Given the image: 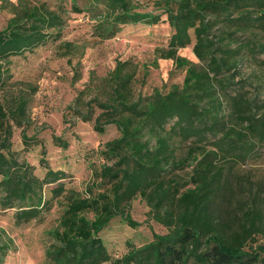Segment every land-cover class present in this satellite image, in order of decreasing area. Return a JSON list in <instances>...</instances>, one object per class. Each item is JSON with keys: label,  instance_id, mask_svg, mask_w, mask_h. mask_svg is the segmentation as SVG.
Wrapping results in <instances>:
<instances>
[{"label": "trees", "instance_id": "obj_1", "mask_svg": "<svg viewBox=\"0 0 264 264\" xmlns=\"http://www.w3.org/2000/svg\"><path fill=\"white\" fill-rule=\"evenodd\" d=\"M65 12L37 0H2L10 16L0 29V209L12 210L16 225L41 223L54 206L62 212L48 230L49 264H264V189L241 168L264 147V0H156L151 11L135 0H69ZM86 12L92 33L114 38L125 25L163 21L172 29L159 59H171L185 73L181 84L150 94L138 91V75L148 64L117 59L107 75L79 91L69 107L74 116L93 121L103 134L115 125L120 135L88 156L92 182L85 190L69 186L67 172L54 169L43 149L40 176L35 165L14 148L21 128L26 149L30 136L31 96L10 93L14 57H26L54 44L59 56L81 57L86 44L64 39L70 14ZM192 47L198 61L182 56ZM80 60L75 65L80 77ZM250 69H254L248 72ZM57 146L69 142L53 136ZM239 187H236V185ZM235 186V187H234ZM168 229L150 241L128 242L114 254L103 232L118 220L138 228L134 200ZM0 227V264L15 249Z\"/></svg>", "mask_w": 264, "mask_h": 264}, {"label": "rangeland", "instance_id": "obj_2", "mask_svg": "<svg viewBox=\"0 0 264 264\" xmlns=\"http://www.w3.org/2000/svg\"><path fill=\"white\" fill-rule=\"evenodd\" d=\"M16 1V0H13ZM140 3V10L151 11L156 0H135ZM2 0H0L1 5ZM53 10L65 12L70 8L69 0H37ZM10 14L0 9V29L5 26ZM156 25L146 23L128 24L112 39L100 40L92 33L95 21L84 12L70 14L69 23L64 31V39L74 40L77 44H86L81 57L74 56L72 64L68 57L59 56L54 44L39 48L26 57H14L11 63L13 78L8 87L10 93H24L31 96L29 105L30 125L28 134L39 140L38 145L26 149L21 138V128L15 130L14 148L31 164L35 165L38 175L43 176L45 169L41 165L43 149L46 159L54 169L67 172L69 186L85 190L87 183L92 182V174L87 161L93 150L101 143L120 135L115 125L106 128L99 134L93 128V121H83L73 115L70 105L73 104L80 90L90 83V73L95 72L96 83L112 70L117 59H133L139 64L149 65V74L143 80V70L139 72L136 88L143 94H150L156 88L168 91L173 84H181L185 73L175 70L173 60L159 59V67L153 66L157 48L167 46L172 29L165 21ZM179 53L191 60L198 61L192 47L181 49ZM80 60V77L77 79L75 65ZM250 69L248 72L253 71ZM10 98L2 93L0 101ZM61 136L69 142L68 148L57 146L53 136ZM260 156L249 161L242 168L254 180H262L264 189V147ZM91 159H97L90 156ZM235 184V182H234ZM236 185V184H235ZM235 187V186H234ZM236 187H239L237 184ZM133 217L141 222L138 228H131L121 221H114L103 232L109 248L116 255L125 253L127 243L142 245L150 241L153 233H166L168 229L150 219L149 207L141 199L131 205ZM12 210L0 209V227L5 228L15 240V249L9 254L5 264H49L45 250L51 240L48 230L54 227L62 212V206L54 201L51 212L45 221L16 225ZM262 237L256 244L263 243Z\"/></svg>", "mask_w": 264, "mask_h": 264}]
</instances>
